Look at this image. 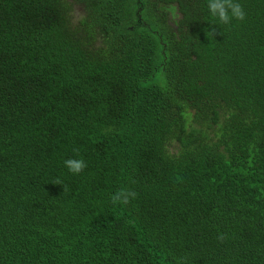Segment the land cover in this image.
Segmentation results:
<instances>
[{
	"label": "trees",
	"instance_id": "1",
	"mask_svg": "<svg viewBox=\"0 0 264 264\" xmlns=\"http://www.w3.org/2000/svg\"><path fill=\"white\" fill-rule=\"evenodd\" d=\"M238 2L0 0V264H264V0Z\"/></svg>",
	"mask_w": 264,
	"mask_h": 264
},
{
	"label": "clouds",
	"instance_id": "2",
	"mask_svg": "<svg viewBox=\"0 0 264 264\" xmlns=\"http://www.w3.org/2000/svg\"><path fill=\"white\" fill-rule=\"evenodd\" d=\"M207 8L213 17L217 18L220 23L225 25L231 23L233 19L243 21L247 15L243 5L239 3L238 0H207ZM215 31V27L210 30L212 35ZM64 165L73 174H80L87 168L86 161L78 158H68L64 161ZM55 184L62 183L57 180L55 181ZM63 191H67L66 185H63ZM136 196L137 193L135 191L120 190L115 192L111 199L113 203L127 204L132 199H135ZM217 239L222 241L224 239V235H218Z\"/></svg>",
	"mask_w": 264,
	"mask_h": 264
}]
</instances>
